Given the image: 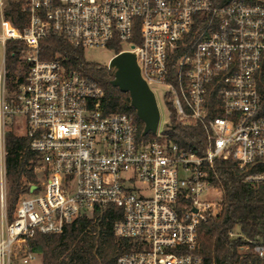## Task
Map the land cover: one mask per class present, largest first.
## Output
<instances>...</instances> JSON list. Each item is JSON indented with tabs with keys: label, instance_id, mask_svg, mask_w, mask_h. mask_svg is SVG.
I'll use <instances>...</instances> for the list:
<instances>
[{
	"label": "built area",
	"instance_id": "built-area-1",
	"mask_svg": "<svg viewBox=\"0 0 264 264\" xmlns=\"http://www.w3.org/2000/svg\"><path fill=\"white\" fill-rule=\"evenodd\" d=\"M52 33L113 57L133 52L149 86H166L176 119L210 131L205 154L174 141L169 122L142 138L133 113L106 112L98 81L41 58ZM10 41L21 48L8 77ZM16 122L20 134L7 128ZM10 130L29 139L38 159L37 183L20 195L13 220ZM216 159H233L248 181L264 183V0H0V264H14L17 247L21 263H32L35 235L61 233L111 205L121 209L115 236L132 243L115 264H205L199 227L222 201L209 179ZM252 244L264 264V226Z\"/></svg>",
	"mask_w": 264,
	"mask_h": 264
},
{
	"label": "trees",
	"instance_id": "trees-1",
	"mask_svg": "<svg viewBox=\"0 0 264 264\" xmlns=\"http://www.w3.org/2000/svg\"><path fill=\"white\" fill-rule=\"evenodd\" d=\"M227 0H215L222 4ZM12 20L21 26L22 13L18 4H11ZM21 43L7 44L8 77L18 66ZM117 47L116 51H119ZM42 59L59 58L70 69H77L103 87L102 106L106 112L133 113L142 138L144 123L131 105L128 93L111 84L113 72L109 67L85 59L84 49L76 47L63 35L52 33L40 43ZM170 81L174 80L169 78ZM9 85L11 83L9 81ZM167 99V98H166ZM170 121L166 133L181 146L200 155L210 146V131L204 124L183 125L176 119L172 103L167 99ZM214 115L213 113L211 114ZM7 178L9 184L8 215L13 220L21 194L37 183L34 172L38 159L29 147V139L12 130L6 135ZM249 172L240 168L233 159H216L210 169V182L221 189V209L209 216L199 227V253L205 264H259L260 258L253 251L252 241L263 234L264 183L254 184L246 179ZM121 216V209L111 205L96 209L93 216L81 215L56 234H37L28 241L29 250L42 256V264H115L117 257L132 247L131 241L120 239L113 232V224ZM233 234V235H232Z\"/></svg>",
	"mask_w": 264,
	"mask_h": 264
},
{
	"label": "water",
	"instance_id": "water-1",
	"mask_svg": "<svg viewBox=\"0 0 264 264\" xmlns=\"http://www.w3.org/2000/svg\"><path fill=\"white\" fill-rule=\"evenodd\" d=\"M108 67L114 76L111 84L130 95L131 105L144 123L142 134L156 133L160 126V109L154 91L141 75L136 55L120 53L110 60Z\"/></svg>",
	"mask_w": 264,
	"mask_h": 264
},
{
	"label": "rangeland",
	"instance_id": "rangeland-1",
	"mask_svg": "<svg viewBox=\"0 0 264 264\" xmlns=\"http://www.w3.org/2000/svg\"><path fill=\"white\" fill-rule=\"evenodd\" d=\"M113 55H114V51H112L110 48H87L84 50V56L87 61L99 63L107 67L109 66V62L111 58L113 57ZM151 88L156 95V99H157L158 106L160 109V114H161L159 131H163L167 123L170 121V111H169V107L167 105V99H166V86H164L163 84H159V83H153L151 85ZM7 128L12 129L18 134L22 132L20 129L21 128L20 124L18 122L14 124L9 123ZM220 196H222V192ZM87 216L91 217L93 216V213H89L87 214ZM23 251L24 249L21 250L18 247L15 249V253L17 254V256H16V259L14 260V264H24V263H21L20 261L21 257H23L24 255ZM28 264H42V256L40 254H37L34 261Z\"/></svg>",
	"mask_w": 264,
	"mask_h": 264
}]
</instances>
